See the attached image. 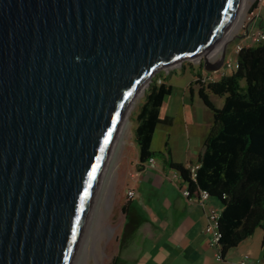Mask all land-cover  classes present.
<instances>
[{"label":"water","instance_id":"1","mask_svg":"<svg viewBox=\"0 0 264 264\" xmlns=\"http://www.w3.org/2000/svg\"><path fill=\"white\" fill-rule=\"evenodd\" d=\"M242 0H0V264H75L125 114L226 62Z\"/></svg>","mask_w":264,"mask_h":264},{"label":"crops","instance_id":"2","mask_svg":"<svg viewBox=\"0 0 264 264\" xmlns=\"http://www.w3.org/2000/svg\"><path fill=\"white\" fill-rule=\"evenodd\" d=\"M253 30H264V0L260 14L249 23ZM244 42L240 36L234 43ZM235 48L228 51L224 67L215 73L204 68L181 73L172 81V94L164 100L160 111L162 120L156 127L151 150L161 152L163 158L141 163L137 143L135 160L128 154L122 159L119 187L116 192L121 225L113 264H239L243 260L264 263V232L255 234L231 249L218 260V249L210 245L211 235L205 232L213 209L222 210L220 202L211 198L204 205L185 196L187 185L181 174L167 162L189 168L199 163L205 151L206 140L214 127L213 111L200 96L201 84L193 81L200 75L206 83L218 81L236 69L227 67V60L235 61ZM181 78H184L183 80ZM179 82L181 96H177ZM245 84V82H243ZM178 87V89H179ZM206 92L216 108L225 105V97ZM219 99V103L215 99ZM159 138L161 144L155 145ZM128 160V161H127ZM135 191L130 199L129 191Z\"/></svg>","mask_w":264,"mask_h":264},{"label":"trees","instance_id":"3","mask_svg":"<svg viewBox=\"0 0 264 264\" xmlns=\"http://www.w3.org/2000/svg\"><path fill=\"white\" fill-rule=\"evenodd\" d=\"M237 63L239 67L233 74L218 81L206 83L202 75L198 78L202 86L200 96L213 111L215 123L199 160L196 178L189 168L167 162L181 174L189 199L199 204L201 193L206 191L210 199L220 202L218 249L223 257L258 229L264 232V44L244 48ZM206 86L212 93L225 97L223 108H216ZM150 89L135 130L141 163L165 157L151 147L156 127L162 122L161 108L173 88L166 82L158 84L154 78Z\"/></svg>","mask_w":264,"mask_h":264},{"label":"rangeland","instance_id":"4","mask_svg":"<svg viewBox=\"0 0 264 264\" xmlns=\"http://www.w3.org/2000/svg\"><path fill=\"white\" fill-rule=\"evenodd\" d=\"M254 1L255 0H245L238 20L234 26V21L232 22L229 30L232 32L233 37L227 41L228 51L235 48L234 43L247 29L248 23L250 22L251 8ZM222 50L223 49L220 48L217 56L221 54ZM236 58L237 55L235 54V61ZM199 68L203 67L198 60H186L181 64L161 69L154 76V78L158 80V84L166 82L168 86H171L172 81L177 78V75H180L181 73H191L193 70H197ZM181 79L183 80L184 78ZM152 82L153 81H151V83L145 87L144 92L138 96V98L133 103L131 110L129 111L127 116L128 121L126 128L124 129L122 139L120 142L118 141L117 144L115 143L111 153L112 155L110 156L105 167L104 176L102 177L98 192L99 195L96 200L95 207L91 212L92 214L89 219L90 221H88V226L85 232L86 234H84V241L83 245L81 246V251L85 250V248H92L94 246L97 253V258L101 264H113L122 218L121 213L118 211L116 199V192L117 188L119 187V175L121 169L124 167V165H121L122 159L125 154H128L129 159H131L129 162L135 160L137 150H135L132 145L133 143H136L135 130L138 126L137 117L140 113L141 107L146 103L148 94L151 92L150 88ZM181 82L177 84L176 81L175 84L177 87V96H181L180 92L182 90L179 87ZM193 84L199 85L198 79L193 81ZM219 101L220 100L218 98L215 99L217 104H220ZM159 144H161V142L158 138L155 142V145ZM111 178H113V180H111ZM110 228H115V232L112 234L113 236L110 233ZM87 253L88 251L83 252V256L79 264L83 263L82 261L84 260ZM87 264H96V259L93 257V254H89V260L87 261Z\"/></svg>","mask_w":264,"mask_h":264},{"label":"built area","instance_id":"5","mask_svg":"<svg viewBox=\"0 0 264 264\" xmlns=\"http://www.w3.org/2000/svg\"><path fill=\"white\" fill-rule=\"evenodd\" d=\"M262 2L263 0H255L252 8H251V14H250V22L253 20V17H257L260 14V9L262 6ZM249 22V23H250ZM248 23L247 29L244 31L242 38L244 39V42L241 43H237L235 46V53L238 55L240 53V51H242L244 48L247 47H253L259 44H264V30L263 29H257V30H253L250 28ZM227 67L229 68H234V69H238V63L233 64L232 59L227 60L226 63ZM205 82V80H203ZM150 161L152 163L155 162V159H150ZM200 164H196L193 166H189V169L192 173L193 178H196L197 175V170L199 169ZM135 196V191L131 190L128 192V197L130 199H132ZM185 196L189 197V191L186 189L185 190ZM210 200V196L206 191H203L201 193V197L198 200L199 204L204 205L207 201ZM222 216V210L220 209H213L211 211V214L209 216L208 219V225L205 228V232L210 234L212 236L211 241H210V245L212 247H215L218 249V245L221 241V235L219 232V222ZM218 260L222 261L224 258L221 254V252L218 249V256H217ZM239 264H264L261 262H249L248 260H243L241 261Z\"/></svg>","mask_w":264,"mask_h":264},{"label":"bare ground","instance_id":"6","mask_svg":"<svg viewBox=\"0 0 264 264\" xmlns=\"http://www.w3.org/2000/svg\"><path fill=\"white\" fill-rule=\"evenodd\" d=\"M244 1L245 0H243V2H242V4H241V6H240V8H239V10H238V14H237V16H236V18H235V20H234V22H233V26L236 24V21L238 20V17H239V14H240V12H241V9H242V6H243V3H244ZM231 37H233V35H232V32L229 30L228 32H227V34L225 35V37H224V39H223V41L221 42V45L219 46V49H218V51L220 50V48L222 49V46H223V43L224 42H226V41H228L229 39H231ZM217 51V52H218ZM143 91H141V93H142ZM133 105V104H132ZM132 105H131V107H132ZM131 107L129 108V110L127 111V113L125 114V116H124V119H123V122H122V126H121V129H120V132H119V134H118V136H117V139H116V144H117V142L119 141H121V139H122V136H123V133H124V129L126 128V125H127V121H128V114H129V111L131 110ZM112 155V154H111ZM103 176H104V174H103ZM111 180H113V178H111ZM102 181V180H101ZM99 189H100V185H99V188H98V190H97V193H96V196H95V199H94V202H93V204H92V208H91V212L93 211V209H94V207H95V204H96V200H97V198H98V195H99ZM98 206V205H97ZM91 214L92 213H90V216H91ZM90 216H89V219H90ZM88 219V221H90ZM87 226H88V222H87ZM87 228V227H86ZM85 232H86V229H85ZM115 232V228H110V233H111V235L113 234ZM84 234H86V233H84ZM84 234H83V238H82V243H81V246L83 245V241H84ZM110 235V236H111ZM113 236V235H112ZM81 248L82 247H80V250H79V252H78V255H77V258H76V260H75V264H79V262L81 261V259H82V256H83V252L84 251H88V253L86 254V256H85V258H84V260L82 261L83 263L82 264H87V261L89 260V254H93V257H95V259H96V264H101L100 262H99V260H98V258H97V253H96V250H95V247L93 246L92 248H85V250H82L81 251Z\"/></svg>","mask_w":264,"mask_h":264}]
</instances>
